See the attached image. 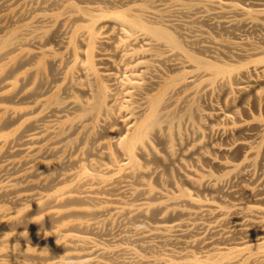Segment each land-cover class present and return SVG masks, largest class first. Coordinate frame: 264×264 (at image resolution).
Segmentation results:
<instances>
[{
    "label": "bare ground",
    "instance_id": "6f19581e",
    "mask_svg": "<svg viewBox=\"0 0 264 264\" xmlns=\"http://www.w3.org/2000/svg\"><path fill=\"white\" fill-rule=\"evenodd\" d=\"M257 6L0 0V264H264Z\"/></svg>",
    "mask_w": 264,
    "mask_h": 264
},
{
    "label": "rangeland",
    "instance_id": "374dc122",
    "mask_svg": "<svg viewBox=\"0 0 264 264\" xmlns=\"http://www.w3.org/2000/svg\"><path fill=\"white\" fill-rule=\"evenodd\" d=\"M205 1H207V0H205ZM255 3V8H258L259 6H257L258 5V3H259V5H261V4H264V0L262 1V0H246V3L247 4H251V3ZM201 11V12H200ZM197 13V14H196ZM204 12L201 10V9H199V10H197V12H195V14L196 15H202ZM223 19H225V20H229V18L227 17V18H224L223 17ZM232 19H233V17H232ZM242 26V25H241ZM240 25H238L236 28H235V31L233 30V32L232 33H229V32H227V33H229V34H227V33H225L224 32V35L226 36V37H228V36H230V38L232 39V40H239V39H246V38H248V39H250V40H252V41H256L257 40V38H258V35L259 34H261V33H264V28H262L261 29V27L259 28V27H257V29L255 28V27H250L249 25H247V26H243V27H241ZM205 27H207V26H205ZM250 28V29H249ZM242 29H244V30H242ZM247 29V30H246ZM256 31H254V30ZM260 31V32H259ZM248 33V34H247ZM250 37H249V36ZM247 36V37H246ZM252 37V38H251ZM257 37V38H256ZM229 38V37H228ZM229 38V39H230ZM237 38V39H236ZM55 42H51L48 46L49 47H52V48H57V45H55L54 44ZM55 45V46H54ZM221 98H222V101H219V100H221ZM206 99H208V100H206ZM225 99V96H221V97H214L213 99H209V96H207L205 99H203V101H205L204 103H202V107H203V109L205 110L207 107V110L206 111H211L212 112V110H213V112H217L218 114H222V113H225L224 111H226L225 110V108H224V100ZM208 102H210V104L208 103ZM206 103V104H205ZM238 104H240V105H238ZM237 105H238V107L240 108L241 107V102L239 101V103L237 102ZM204 106L206 107V108H204ZM223 108H222V107ZM215 107V108H214ZM218 107V108H217ZM211 108H213V109H211ZM217 108V109H216ZM219 109V110H218ZM218 110V111H217ZM253 110H252V108H251V112H252ZM259 113V112H258ZM258 113L256 112V111H254L253 112V114H257L258 115ZM264 114V113H263ZM263 114L261 113L260 115L261 116H263ZM264 117V116H263ZM211 122V125H210V123L208 122V124H206V126H207V128H206V130H207V133H209L210 132V130H211V128H212V126L213 127H216L217 125L216 124H218L219 123V120L217 121H215V120H213V122L212 121H210ZM216 123V124H215ZM209 126H211V127H209ZM208 127H209V129H208ZM212 133V132H211ZM211 133H209V135H210V137H209V141L211 142H209L208 144H209V146L211 147V145H214V146H216V145H218L219 144V142H221L219 145H225L226 143H228V142H230L229 140L230 139H228V138H225L224 136H220L221 134L220 133H215V132H213L212 134ZM214 134V135H213ZM220 134V135H219ZM220 137V139H219V142H217V137ZM212 138H214V140L212 139ZM208 139V138H207ZM212 139V140H211ZM223 140L224 141H226V142H223ZM228 140V141H227ZM215 141V142H214ZM223 142V143H222ZM213 143H215V144H213ZM263 170H264V168L263 167H260V168H258L257 169V172H256V177L254 178V179H249V181H251L252 183H259L260 181H261V179L263 178ZM217 171V170H216ZM218 172V171H217ZM216 172V173H217ZM237 181V182H236ZM256 181V182H255ZM228 182V183H227ZM226 182V184L224 183L223 184V187H222V190H221V192L219 193V196L220 197H223L224 195H225V192L227 191V189H228V191L230 190V189H232L233 187H236L238 184L237 183H239V181L238 180H234V179H232V181H227ZM250 182V183H251ZM233 183V184H232ZM235 184V185H234ZM232 185H234V186H232ZM232 186V187H231ZM231 187V188H230ZM223 192V193H222ZM206 193V194H205ZM209 193H207V192H204L203 194H200V195H202L201 197H210L209 195H208ZM220 194H222V196L220 195ZM207 195V196H206ZM226 199L227 200H233V198H230V197H226ZM120 221H122V223H121V225H120V230H126L128 227H134L135 225H137V224H140V222H138V221H128L127 219H124V218H121L120 217ZM186 219V217H179V218H177V219H172V221H179V220H185ZM199 221H202V220H199ZM151 223V222H150ZM205 224H209L210 222H208V220H206L205 222H204ZM229 224H230V226H229ZM134 225V226H133ZM232 225H233V222H230V223H228L227 224V227H232ZM117 228V227H116ZM224 229V228H223ZM227 229V228H226ZM193 236L194 235H192V236H190L191 238H193ZM105 239L106 240H108V239H110L109 238V235H103V236H101L100 237V240L101 241H105ZM110 240H112V239H110ZM114 240H112L111 242H110V244L111 245H117V242L119 243V244H121V245H123V246H126V245H133L134 244V242H131V241H128V240H123V242L121 241V240H117V242H113ZM129 243H132V244H129ZM171 246V247H170ZM175 247H177V249L175 248ZM166 248H173V249H175V250H177V251H179V250H181V247L178 245V244H175V243H173V244H169V245H165V246H163V249H166ZM197 251H199V250H197Z\"/></svg>",
    "mask_w": 264,
    "mask_h": 264
}]
</instances>
